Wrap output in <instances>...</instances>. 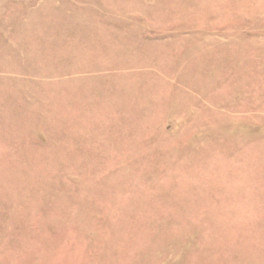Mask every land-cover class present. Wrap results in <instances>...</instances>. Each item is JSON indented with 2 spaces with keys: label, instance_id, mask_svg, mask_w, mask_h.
I'll return each mask as SVG.
<instances>
[{
  "label": "rangeland",
  "instance_id": "rangeland-1",
  "mask_svg": "<svg viewBox=\"0 0 264 264\" xmlns=\"http://www.w3.org/2000/svg\"><path fill=\"white\" fill-rule=\"evenodd\" d=\"M0 264H264V0H0Z\"/></svg>",
  "mask_w": 264,
  "mask_h": 264
}]
</instances>
